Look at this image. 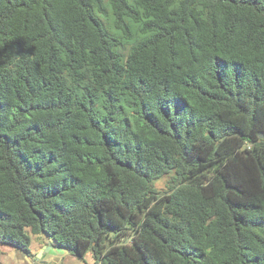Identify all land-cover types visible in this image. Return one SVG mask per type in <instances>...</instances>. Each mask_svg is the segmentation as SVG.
Segmentation results:
<instances>
[{
	"label": "trees",
	"instance_id": "obj_1",
	"mask_svg": "<svg viewBox=\"0 0 264 264\" xmlns=\"http://www.w3.org/2000/svg\"><path fill=\"white\" fill-rule=\"evenodd\" d=\"M261 134L264 0H0V247L264 264Z\"/></svg>",
	"mask_w": 264,
	"mask_h": 264
},
{
	"label": "rangeland",
	"instance_id": "obj_2",
	"mask_svg": "<svg viewBox=\"0 0 264 264\" xmlns=\"http://www.w3.org/2000/svg\"><path fill=\"white\" fill-rule=\"evenodd\" d=\"M51 244H54V241L48 236L43 234L32 236L29 250L33 256H28L23 252L14 251L9 247L1 246L0 249L2 250V254L0 255V261L2 264H96L97 262L91 254L86 255V262H83L67 255L64 251L56 252V248ZM43 246H50L49 251L43 249ZM39 251L42 252L40 256L37 257Z\"/></svg>",
	"mask_w": 264,
	"mask_h": 264
},
{
	"label": "water",
	"instance_id": "obj_3",
	"mask_svg": "<svg viewBox=\"0 0 264 264\" xmlns=\"http://www.w3.org/2000/svg\"><path fill=\"white\" fill-rule=\"evenodd\" d=\"M260 136H261V137H264V135H263V134H261ZM43 249H46L47 251H49V249H50V246H43ZM44 251H45V250H44ZM41 252H42V251H39V253L37 254V257H39V256H40Z\"/></svg>",
	"mask_w": 264,
	"mask_h": 264
},
{
	"label": "crops",
	"instance_id": "obj_4",
	"mask_svg": "<svg viewBox=\"0 0 264 264\" xmlns=\"http://www.w3.org/2000/svg\"><path fill=\"white\" fill-rule=\"evenodd\" d=\"M19 252V251H18ZM21 252V251H20Z\"/></svg>",
	"mask_w": 264,
	"mask_h": 264
}]
</instances>
